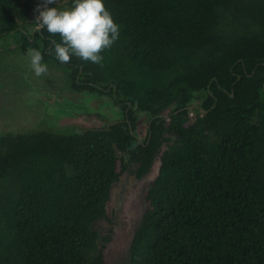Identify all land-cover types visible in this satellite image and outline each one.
Segmentation results:
<instances>
[{
    "label": "trees",
    "instance_id": "obj_1",
    "mask_svg": "<svg viewBox=\"0 0 264 264\" xmlns=\"http://www.w3.org/2000/svg\"><path fill=\"white\" fill-rule=\"evenodd\" d=\"M40 2L0 0V40L121 121L0 131V264H107L112 187L158 155L130 264H264V0H105L120 34L101 63L59 61Z\"/></svg>",
    "mask_w": 264,
    "mask_h": 264
},
{
    "label": "rangeland",
    "instance_id": "obj_2",
    "mask_svg": "<svg viewBox=\"0 0 264 264\" xmlns=\"http://www.w3.org/2000/svg\"><path fill=\"white\" fill-rule=\"evenodd\" d=\"M10 38L0 40L4 47L0 52V131L57 129L69 124L99 127L104 122L91 115L104 113L114 119L112 121L121 115L108 95L72 90L65 71L57 64H47V72L36 75L30 66L28 52H15V43ZM10 46L12 50L6 51ZM81 112L89 118L80 115ZM146 122L141 120L143 126L139 127L143 136ZM160 164L158 155L145 177L130 176L124 188L123 178L113 185L108 203L110 219H102L96 224L103 234L113 227L112 240L105 249L107 264H130V243L148 206L145 193L157 176Z\"/></svg>",
    "mask_w": 264,
    "mask_h": 264
},
{
    "label": "clouds",
    "instance_id": "obj_3",
    "mask_svg": "<svg viewBox=\"0 0 264 264\" xmlns=\"http://www.w3.org/2000/svg\"><path fill=\"white\" fill-rule=\"evenodd\" d=\"M35 19L50 33L59 34L60 40L53 41L52 50L61 62H68L75 55L101 63L102 52L119 39V27L105 0H71L68 7L56 6L55 0H41L36 5ZM28 56L36 75L47 72L40 50L29 48Z\"/></svg>",
    "mask_w": 264,
    "mask_h": 264
},
{
    "label": "flooded vegetation",
    "instance_id": "obj_4",
    "mask_svg": "<svg viewBox=\"0 0 264 264\" xmlns=\"http://www.w3.org/2000/svg\"><path fill=\"white\" fill-rule=\"evenodd\" d=\"M81 114H84V113L82 112ZM116 120L118 121V120H121V119H116ZM109 122H111V120H108V121H107V125H108V126L111 125V124H109ZM142 136H143V135H142ZM142 136H141V135H138L139 138H142ZM129 173L131 174V172L124 173V177H123V179H122V180H124V181L122 182V187H123V188L125 187V183L128 182V180H129V178H130V177H128V174H129ZM130 176H132V174H131ZM127 178H128V179H127ZM122 180H121V181H122Z\"/></svg>",
    "mask_w": 264,
    "mask_h": 264
},
{
    "label": "water",
    "instance_id": "obj_5",
    "mask_svg": "<svg viewBox=\"0 0 264 264\" xmlns=\"http://www.w3.org/2000/svg\"><path fill=\"white\" fill-rule=\"evenodd\" d=\"M203 111H204V109H203ZM119 121H121V120H118V121H117V120H116V121H111V122H109V124L112 125V124H115V123H117V122H119ZM130 175H131V174L129 173V174H128V177H130ZM127 179H128V178H127ZM112 190H113V187H112ZM111 197H112V195H111ZM143 215H144V214H143ZM141 220H142V219H141ZM138 225H139V224H138ZM136 228H137V227H136ZM135 230H136V229H135ZM130 244H131V243H130Z\"/></svg>",
    "mask_w": 264,
    "mask_h": 264
}]
</instances>
